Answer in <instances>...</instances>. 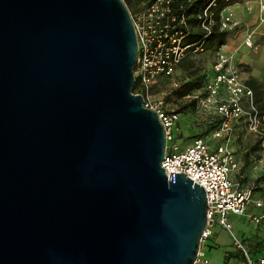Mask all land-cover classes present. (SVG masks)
Instances as JSON below:
<instances>
[{
  "label": "water",
  "instance_id": "95a60500",
  "mask_svg": "<svg viewBox=\"0 0 264 264\" xmlns=\"http://www.w3.org/2000/svg\"><path fill=\"white\" fill-rule=\"evenodd\" d=\"M124 0H0V264H193L205 188L162 167Z\"/></svg>",
  "mask_w": 264,
  "mask_h": 264
},
{
  "label": "built area",
  "instance_id": "2783aa9c",
  "mask_svg": "<svg viewBox=\"0 0 264 264\" xmlns=\"http://www.w3.org/2000/svg\"><path fill=\"white\" fill-rule=\"evenodd\" d=\"M257 2L258 19L264 23V0ZM239 4H246L247 10L252 11L245 0H143L131 11L138 39L134 92L144 96L145 106L156 110L164 125L166 149L162 167L169 179L172 172H184L194 184L203 185L207 194V225L193 264H212L207 244L216 237L215 225L231 236V264H264V255L234 230L231 218L238 215L255 225L264 224V191L256 195L258 186L245 185L241 180L240 165L230 144L237 122L244 121L249 131H259L261 117L254 90L242 77L238 65L243 49L258 48L255 30H243L242 21L236 16L233 7ZM198 30L202 36L196 42L189 41ZM235 31H243L244 35L232 44L228 35ZM218 32L227 33L222 43L214 42ZM210 45L216 47L212 74L206 78L203 91L192 90L185 98L196 109L215 114L214 127L182 145L178 141L182 113L178 107L170 106L166 97L182 86L174 75L188 55L204 52ZM167 81L169 92H154Z\"/></svg>",
  "mask_w": 264,
  "mask_h": 264
},
{
  "label": "rangeland",
  "instance_id": "374dc122",
  "mask_svg": "<svg viewBox=\"0 0 264 264\" xmlns=\"http://www.w3.org/2000/svg\"><path fill=\"white\" fill-rule=\"evenodd\" d=\"M124 1L130 11H133L142 2L140 0ZM260 42L262 41L259 40L258 43L261 44ZM261 48L262 45L258 46L254 51H245L241 55L242 63L239 62L238 65L243 78L247 79L252 75L253 67L247 61H252V58L258 60ZM215 50L216 47L212 46L204 52L190 53L188 55V58L184 61L185 66H179L174 75V78L181 81V89L169 92L168 81L154 89L156 93L169 92L166 101L170 106L180 109L182 114L178 123V128L180 129L178 141L182 145L191 143L195 136L208 133V130L214 127L212 121L216 118V115L196 109L193 102L186 99L184 94L188 92L186 89L190 87L192 90L203 91L202 87L205 80L213 71ZM251 63L253 64V62ZM258 130L249 131L244 121L237 122L230 143L240 165V178L245 185L258 186L256 195H260L264 191V144L254 150L255 143L264 135V116L260 117ZM247 154L248 156H246ZM231 218L234 230L239 232L241 229V235L251 241L256 251L258 252L259 250V254L264 255V224L255 225L249 220L245 222L244 217L238 215H232ZM222 229L220 225H215L214 231L219 236L215 240L211 239L207 244V256L211 259L212 264H231L229 261L233 256L231 251L234 250V247L229 232Z\"/></svg>",
  "mask_w": 264,
  "mask_h": 264
},
{
  "label": "crops",
  "instance_id": "0c3cea01",
  "mask_svg": "<svg viewBox=\"0 0 264 264\" xmlns=\"http://www.w3.org/2000/svg\"><path fill=\"white\" fill-rule=\"evenodd\" d=\"M245 1H249V6L252 8L251 12H249L247 10L246 4L235 5V7H233V8L236 11V16L242 21V29L243 30H245L246 28L254 29L256 42H257L258 46L262 45V48H261V54H259L258 60L256 58H252V61H247L248 64L252 65L253 73L247 79L245 77H244V79H245V81H247L250 77H255V78H258L260 80H264V49H263V47H264V23H260L259 19H258L259 6H258L257 0H245ZM243 35H244L243 31H241V32L235 31V32L229 34L228 38H229L230 42L233 44V42L236 40H242ZM259 40L262 41V42H260L261 44L258 43ZM245 51H248V50L243 49L241 54L239 55V62L240 63H242L241 55ZM248 52H250V51H248ZM251 62H253V64ZM240 217H242V216H240ZM244 219H245V222L248 221V219L246 217H244ZM239 231H241V229ZM218 236H219L218 233H216L215 239Z\"/></svg>",
  "mask_w": 264,
  "mask_h": 264
},
{
  "label": "trees",
  "instance_id": "16d2710c",
  "mask_svg": "<svg viewBox=\"0 0 264 264\" xmlns=\"http://www.w3.org/2000/svg\"><path fill=\"white\" fill-rule=\"evenodd\" d=\"M140 1H143V0H140ZM201 36H202V33L199 30L195 31L190 36L189 41L196 42ZM226 38H227V33L218 32L215 35L214 42L222 43L223 41H225ZM210 46H212V45H210ZM180 66H185L184 62ZM246 83L253 88V90L255 92V102H256V105L258 107L260 116H264V80H260V79L255 78V77H250L246 81ZM181 88H182V86L176 90H179ZM133 91H135V86L133 88ZM186 91H188V92L192 91L191 87L189 89H186ZM187 93H185L184 95H186ZM262 144H264V135L261 136V138L257 140V142L255 143L254 150H257L258 148H260V146ZM246 156H248V154Z\"/></svg>",
  "mask_w": 264,
  "mask_h": 264
}]
</instances>
